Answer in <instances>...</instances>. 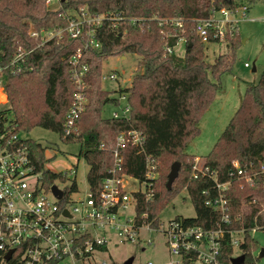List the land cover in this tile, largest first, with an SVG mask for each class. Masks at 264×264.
I'll return each mask as SVG.
<instances>
[{
  "label": "trees",
  "instance_id": "16d2710c",
  "mask_svg": "<svg viewBox=\"0 0 264 264\" xmlns=\"http://www.w3.org/2000/svg\"><path fill=\"white\" fill-rule=\"evenodd\" d=\"M257 2L264 0H60L58 8L53 9L46 0H0V64L9 63L20 47L31 50L22 72H6L9 107L2 113L8 131L20 135L40 126L58 132L66 141H78L79 154L89 164L88 183L91 189L98 190L112 164L110 153L100 145L111 150L121 131L139 130L144 136L143 147L127 144L123 149L124 171L151 181L150 191L133 193L136 223L145 221L159 227L160 213L187 190L195 215L175 218L186 224L216 228L221 214L208 207L205 200L218 193L217 182L230 181L225 193L232 223L227 228L243 230L239 247L245 254L244 264H256L252 249L257 247V241L252 232L264 231V71L256 83L247 86L240 106L206 155L204 165L212 175L193 178L196 156L186 148L199 135L201 118L222 87L221 76L232 69L241 44L237 26L227 37L229 51L210 63L206 44L196 32L198 20L210 18L222 7L236 9ZM84 7L92 15L119 13L122 19L116 27L106 20L97 28L101 49L84 50L82 62L89 66L88 102L77 129L66 135L67 113L76 91L70 57L84 47V39L64 34L41 44L39 38L29 35V29L63 28L67 25L64 15ZM177 20L182 22L181 27L176 25ZM182 37L187 39L184 54L167 52V46L175 47ZM126 53L138 54L142 59L131 85L118 90L103 88V62ZM121 94L128 95L129 118L105 117V105H119ZM19 140L30 149L46 186L66 178L64 172L47 168L46 147L40 142L23 137ZM148 157L155 159L158 175L147 180ZM236 160L248 173L256 172L252 183L235 173ZM176 161L181 165L179 175L168 189V175ZM233 248L226 232L220 257L223 264H231ZM0 264H20L18 252L5 260L0 249Z\"/></svg>",
  "mask_w": 264,
  "mask_h": 264
},
{
  "label": "built area",
  "instance_id": "2783aa9c",
  "mask_svg": "<svg viewBox=\"0 0 264 264\" xmlns=\"http://www.w3.org/2000/svg\"><path fill=\"white\" fill-rule=\"evenodd\" d=\"M51 2L52 0H46L48 5ZM238 11H242L246 16L249 7L247 5L236 9L222 7L210 18L199 19L197 35L205 44L215 41L226 43L228 34H233L237 29ZM64 17L67 20L65 27L48 30L30 27L29 35L39 38L41 44L51 39H60L64 34L84 39V47L79 48L70 57L71 77L76 85V91L66 119L65 133L69 135L77 129L79 117L88 102L86 76L89 66L82 62L84 50L101 49L102 43L96 37L97 28L106 20H110L112 26L116 27L122 16L119 13L92 15L84 7L77 12L67 13ZM176 25L181 27L182 22L177 20ZM186 42V38H179L175 47L167 46L166 50L177 52V46L185 45ZM30 52L31 50L20 47L9 63L0 64V249L3 254L14 249L12 256L18 252L20 264H57L67 257L78 260L91 259L96 253L108 251V233L115 232L119 241L124 242L138 238L139 231L146 227L163 232L167 237L166 244L170 255L178 257L176 261L171 260L163 264L197 262L223 264L220 257L226 232L229 233L231 244L235 247L240 245L242 240L240 233L243 231L227 228L232 223L229 201L225 193L230 181L217 182L218 193L205 200L208 207L221 214V220L216 228L186 224L176 218L166 224L160 223L159 227L145 221L137 224L136 213L133 218L128 216L123 218L121 211L130 205H134L136 212V198L133 193L150 191L148 187L151 186V181H142L123 169L124 147L127 144L143 147L144 136L137 129L121 131L111 150L104 144L100 145V149L110 153L112 164L98 190L91 189L88 180L87 186L81 189L76 177L69 180L67 172H64L66 178L61 181L64 187L44 184L43 174L36 169L30 149L26 143L19 140L22 136L8 131L2 113L9 107L5 85L6 72L8 70L22 72L26 56ZM245 66L249 64L245 63ZM118 76V73H110L107 76L102 75V79L108 77L118 79ZM119 101V109L114 110L111 117L128 119L131 112L128 95L121 94ZM233 165L237 175L252 183L256 172L248 173L238 160ZM146 167L147 180L157 177L155 159L148 157ZM72 172L76 173V170ZM262 172L264 173V165ZM212 173L204 162L198 157L195 158L193 178L201 175L210 176ZM53 185L63 191L61 198L54 193ZM148 243H152V240L149 239ZM102 247H106V250Z\"/></svg>",
  "mask_w": 264,
  "mask_h": 264
},
{
  "label": "rangeland",
  "instance_id": "374dc122",
  "mask_svg": "<svg viewBox=\"0 0 264 264\" xmlns=\"http://www.w3.org/2000/svg\"><path fill=\"white\" fill-rule=\"evenodd\" d=\"M60 0H52L49 6L58 8ZM249 11L244 16L242 11L237 12L238 27L241 35V44L237 49L235 63L230 71L221 76V89L216 93L212 104L200 121V133L195 136L186 148L191 155L204 162L206 155L229 123L238 107L243 94L250 84L256 83L264 71V2L249 5ZM229 51L225 42H210L206 44V59L210 63ZM185 45L177 46V54L183 55ZM141 57L135 53L111 56L103 62V75L118 73V79H102V87L107 90H118L131 85L133 73L141 67ZM248 63L249 66H245ZM256 67L253 70V67ZM7 93V91H6ZM8 96V95H7ZM123 104V101H121ZM118 105L107 104L103 109L105 117H111ZM23 138H32L46 147L47 168L54 172H67L69 180L76 177L81 189L87 186V174L89 164L80 156L81 144L78 141H66L58 132L35 126L30 131L20 133ZM76 170V173L72 170ZM60 187H64L61 181H56ZM144 188V186H143ZM123 218L135 216L134 205L123 209ZM195 209L187 190L181 191L171 203L160 213L161 223L166 224L176 216L192 217ZM162 226V224H161ZM257 247L252 249V255L256 264H264V256H259L264 248V231L255 229L252 232ZM106 253H96L91 259L67 257L57 264H124L134 257L132 264H163L171 260H177V256H171L166 244V236L155 228L143 227L139 231L138 238L134 240L119 241L115 232L108 233ZM151 239L152 243H148ZM243 254L239 245L233 248V257ZM105 261V263H104ZM196 264H201L197 262Z\"/></svg>",
  "mask_w": 264,
  "mask_h": 264
},
{
  "label": "water",
  "instance_id": "95a60500",
  "mask_svg": "<svg viewBox=\"0 0 264 264\" xmlns=\"http://www.w3.org/2000/svg\"><path fill=\"white\" fill-rule=\"evenodd\" d=\"M255 69H256V67L254 66L253 70H255ZM180 166H181L180 162H178V161H176L172 164L171 170H170L169 175H168V180L166 183V186L168 189L172 188V185H173L175 179L178 177ZM52 189L56 195H58L60 198L62 197L63 191L61 189H59L56 185H53ZM65 212L68 213L67 210H65ZM13 252H14V249L9 250L4 255V259L9 260L12 257ZM259 256L260 257L264 256V248L261 249ZM133 261H134V257L132 256V257L128 258L124 262V264H132ZM244 262H245V254H240L238 256L232 257V259H231V264H244Z\"/></svg>",
  "mask_w": 264,
  "mask_h": 264
}]
</instances>
